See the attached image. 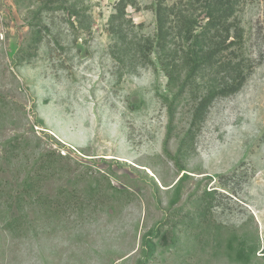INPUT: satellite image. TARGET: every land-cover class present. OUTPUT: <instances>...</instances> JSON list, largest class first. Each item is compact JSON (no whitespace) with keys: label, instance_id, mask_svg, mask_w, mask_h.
<instances>
[{"label":"rangeland","instance_id":"374dc122","mask_svg":"<svg viewBox=\"0 0 264 264\" xmlns=\"http://www.w3.org/2000/svg\"><path fill=\"white\" fill-rule=\"evenodd\" d=\"M208 5L0 0V264H264V0Z\"/></svg>","mask_w":264,"mask_h":264},{"label":"trees","instance_id":"16d2710c","mask_svg":"<svg viewBox=\"0 0 264 264\" xmlns=\"http://www.w3.org/2000/svg\"><path fill=\"white\" fill-rule=\"evenodd\" d=\"M123 1H126V0H120V2H123ZM207 4L210 5V0H207ZM208 5V7H209ZM226 10L222 11L220 14H217V15H209L210 16V20L208 21V24L207 26H210L212 25V23H214L216 20H218L219 18H222L225 14ZM156 13H157V21H158V29L161 30L162 29V24H163V18H162V7L160 5H158L156 7ZM115 15H112V17H114ZM215 25V24H213ZM209 57L206 56L205 59H208Z\"/></svg>","mask_w":264,"mask_h":264}]
</instances>
